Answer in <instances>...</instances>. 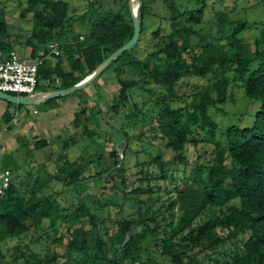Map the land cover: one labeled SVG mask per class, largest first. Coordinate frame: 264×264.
Wrapping results in <instances>:
<instances>
[{
  "label": "trees",
  "instance_id": "1",
  "mask_svg": "<svg viewBox=\"0 0 264 264\" xmlns=\"http://www.w3.org/2000/svg\"><path fill=\"white\" fill-rule=\"evenodd\" d=\"M25 3L19 15L33 16L32 28L23 35L32 56L40 53L44 58L51 41L62 43L54 66L43 60L37 73L39 81L53 75L60 78L59 88L81 81L133 34L128 0H88L91 18L87 21L70 13L68 0ZM157 3L164 11L155 12ZM140 14V34L146 15L159 19L151 32L156 40L153 49L143 57L135 54L134 47L124 51L93 80L107 69L113 72L119 88L105 114L136 117L140 112L139 134L129 136L124 124L110 125L106 117L107 127L125 140L112 151L114 163L91 175H85L87 164L98 162L103 154L85 157L68 151L79 140L105 130L98 119L100 111L83 119L81 132L67 139L57 137L55 151L28 168L22 159L3 155L0 168L10 169L11 184L0 202V264H162L160 259L167 264H264V17L257 22L259 31L251 47L239 36L251 26L231 20L224 11L211 22L221 35L207 40L197 29L204 5L188 10L174 0H141ZM84 28L87 32L81 34ZM12 33L0 13L2 58L14 49L8 40ZM62 53L71 59L72 72L63 73ZM232 69L245 95L259 99L261 105L254 126H229L221 132L223 144L216 138L217 124L208 109L225 100L226 72ZM189 75L206 79V84L181 95L179 84H185ZM133 95L143 98L140 105ZM182 99L190 100L173 105ZM148 101L152 105L143 110ZM125 104L129 109L122 112ZM77 117L78 112L76 122ZM147 132L152 145L159 139L173 152L174 161L187 164L186 146L198 151L202 144L211 148H203L197 157L209 159L197 160L184 171L183 185L170 189L162 152L133 164L125 162L130 139L145 137ZM17 142L28 152L48 145L46 139L29 145L25 137H18ZM104 176L115 193L104 198L94 193L80 196L86 181Z\"/></svg>",
  "mask_w": 264,
  "mask_h": 264
},
{
  "label": "rangeland",
  "instance_id": "2",
  "mask_svg": "<svg viewBox=\"0 0 264 264\" xmlns=\"http://www.w3.org/2000/svg\"><path fill=\"white\" fill-rule=\"evenodd\" d=\"M109 0H103V2ZM175 3L182 9L195 10L199 6L204 5V15L201 23L197 25V29L201 30V34L207 36V40L216 39V36L219 37L221 34L216 32V29L211 25L215 14L220 11H224L229 14L231 20H243L251 27L244 29L239 36L243 38L244 41H248L252 46L253 37H255L259 31L258 21L264 17V0H206L205 3H200L199 0H174ZM70 13L73 11V15L86 21L91 17V10H88V0H68ZM25 0H0V13L5 17L8 27L13 31L8 40H10L14 48L18 44L22 49L26 48L25 33H29V30L34 24L32 13H28L25 16H20V12L25 7ZM137 1H134L133 7H135ZM155 12L161 10L164 11V6L161 3H157L154 7ZM132 13V12H131ZM143 30L140 34V38L137 44L134 46L135 54L139 57L145 56L148 51L152 50L155 45V39L151 35V32L155 30L159 25V19L157 15H146L143 19ZM230 27V25H229ZM228 28H225L224 34L227 33ZM194 43H197L198 40L194 39ZM61 43V42H60ZM62 45V43H61ZM31 49L30 46H27ZM18 50L21 48H17ZM27 50V49H26ZM60 47V53H61ZM47 57H52V62L56 63L57 56L47 54ZM63 64V73L72 72L71 71V59L66 58L64 53L59 56ZM255 64L253 65V67ZM226 76L229 79V87L227 90V96L222 103H217L215 106H211L208 109V113L213 118L217 124L216 138L220 139L223 144H225L224 136L221 135V132L224 131L229 126H236L239 128L251 127L254 126L257 122V114L260 110L261 102L259 99L250 98L245 95L244 87L241 80L238 76L235 75L234 70H227ZM100 78V79H99ZM97 79L98 83L93 85H88L84 89L78 90L74 93L68 95L56 96L46 101L40 102L35 105H24L21 104L18 110V118L23 119L26 124L33 123L35 127L40 131V134L29 133L27 135V140L29 145H32L33 142L37 139H46L48 145L40 150H32L30 152L29 148L24 147L20 149L18 147V142H13L11 149L9 143L10 140L6 141L3 138L0 141V144L5 146V150L0 151L1 156L7 155L9 158H18L22 159L23 166L27 167L32 163H35V160L38 161V158H41L44 155H48L49 152L55 151L56 148L55 141L58 139H67L73 133L81 132L83 126L82 121L85 117L91 114H95L100 111L98 114L99 122L102 127H105L102 130L95 132L94 138H84L79 140L76 144V148H72L68 151L70 155H75L78 152L82 153L87 157L91 153H102L103 158L98 162L95 160L92 164H87L85 175H91L94 172L101 171L105 167L110 166L114 163L112 156V151L114 148H117V145L123 144L125 138H121V134L117 130L110 129L107 127L106 117L110 125L120 127L123 124L125 125L124 129L129 133V136L139 134V129L141 126L139 124L140 112L137 113L136 117H125L121 114L112 116L111 112L105 114L108 106L113 102L114 96L118 91V84L116 78L109 69L103 72L102 75ZM184 83L179 84L180 94L194 93L199 91L206 83V79H198L194 76H187L184 79ZM40 85L43 86L42 89L47 88L60 89L62 85V80L56 76H52L50 80L40 79ZM40 86V87H41ZM41 89V88H40ZM96 91V92H95ZM75 98V99H73ZM133 98L137 100L140 105L142 97L140 95H133ZM71 105H68L63 108L64 102H70ZM190 99H182L181 102L173 103V105H186ZM76 102V103H75ZM145 106H142V109L145 110L152 105L151 101ZM35 109V113L34 110ZM129 105L125 104L122 108V112L128 111ZM78 112V122L74 121L76 113ZM107 115V116H106ZM52 116V119H57L58 122L54 124V128L48 127V117ZM134 121V123H133ZM3 120H0V130L2 127ZM137 123V124H136ZM136 124L135 126H133ZM95 123H91L90 128H94ZM54 129V130H53ZM108 129V130H107ZM144 129V128H143ZM107 130V131H106ZM16 128L12 125L10 134L12 138L16 139V136L21 134H16ZM145 137H132L129 141V145L126 148L125 153V162L133 164L136 159H150L159 154V151L162 152V157L166 162V183L170 189L181 187L184 183L183 173L188 171V169L195 164L198 160L199 162H205L206 159H209L207 155H201L199 158L197 154L205 150H210L211 145H202L198 146V151L194 150L191 146H186L184 155L186 157V163H181L179 161H174V154L166 148V146L159 140H155V145H152L150 142V133H145ZM94 141V145L92 143ZM156 145L161 146L159 149ZM17 148V149H16ZM204 148V149H203ZM78 153V154H79ZM2 154V155H1ZM77 156V155H76ZM97 158V157H96ZM98 160V159H97ZM1 164V162H0ZM2 168H0L1 170ZM155 171L160 173V170L157 168ZM107 176V175H106ZM104 176L102 179H94L86 181V185L82 187L84 191L80 196H83L87 193H94L100 197H106L112 193H115L111 189V180L108 177ZM171 176H175L176 181L172 180ZM55 186L57 189H61L62 185L56 183ZM119 194V193H118ZM61 198V196H57ZM72 224V223H71ZM60 229H63V226L59 225ZM36 250H41L40 246H34ZM162 264H167V260H162Z\"/></svg>",
  "mask_w": 264,
  "mask_h": 264
},
{
  "label": "built area",
  "instance_id": "3",
  "mask_svg": "<svg viewBox=\"0 0 264 264\" xmlns=\"http://www.w3.org/2000/svg\"><path fill=\"white\" fill-rule=\"evenodd\" d=\"M82 39V37H80ZM61 43L54 40L48 44L49 54L58 56ZM43 57L34 61L20 58L14 50L2 58L0 54V91L17 96H32L43 93L39 90L38 66ZM11 184L9 168L0 170V202Z\"/></svg>",
  "mask_w": 264,
  "mask_h": 264
},
{
  "label": "water",
  "instance_id": "4",
  "mask_svg": "<svg viewBox=\"0 0 264 264\" xmlns=\"http://www.w3.org/2000/svg\"><path fill=\"white\" fill-rule=\"evenodd\" d=\"M134 1H137V5L135 7V11L133 4ZM141 0H128V8L131 13L132 24H133V34L131 38L121 45L119 48L114 50L111 54H109L90 74L84 77L78 83L60 89H54L47 92L35 94L32 96H17L10 93H5L0 91V99L5 100L7 102H11L14 104H24V105H35L40 102L46 101L56 96L68 95L74 93L78 90L84 89L88 85H90L93 80L111 63L118 55L123 53L124 51H130L138 42L141 32V14H140ZM81 34H85L87 30L81 29ZM130 103H132L130 96L128 97ZM119 144L117 145L118 148Z\"/></svg>",
  "mask_w": 264,
  "mask_h": 264
},
{
  "label": "crops",
  "instance_id": "5",
  "mask_svg": "<svg viewBox=\"0 0 264 264\" xmlns=\"http://www.w3.org/2000/svg\"><path fill=\"white\" fill-rule=\"evenodd\" d=\"M17 48H21V50L20 49L18 50ZM13 50L16 51L18 53V55L20 56V58H22L24 60L34 61V60H36L38 58H41V57L38 56V55H40V53L38 55H36V56H32L31 49L28 48L27 46H26V48L22 49V47L17 44ZM43 60L49 61L51 63V66H54V64H55L54 62H52V57H50V59H49V57H47V55L43 58ZM99 81H101V80H99ZM99 81L97 82V80H95V81H93L91 83V85H93L94 83H98L99 84ZM42 87L43 86L39 87V90L41 92H47V91H44L42 89ZM73 99H75V98H73ZM73 99L70 100V102H64L63 105H62L63 106L62 110H64L65 107H67L68 105H71L72 102H74ZM20 105L21 104H14V103L7 102L5 100L0 99V120L1 119L3 120V123H1L2 127H1V130H0V141H1L2 138H3V140H6V141L10 140L9 145L11 146L10 147L11 149H14V147H12V144H13V142H17L18 137H26L27 138V135H29V133H33L35 135V133L38 132L37 134H40L39 133L40 131L37 129V127H35V125L33 123H31L29 125V124H26L23 121V119L19 120L17 114H18V110H19ZM33 111L35 113V109ZM47 119H48L47 120L48 121V127L49 128H54V124L58 122V118L57 119H52V116H49ZM12 125H14L16 130H17L16 134H21L19 136H16V139L12 138V136L10 134V130L12 128ZM55 125H57V124H55ZM1 150H5V146L3 144H0V151Z\"/></svg>",
  "mask_w": 264,
  "mask_h": 264
}]
</instances>
